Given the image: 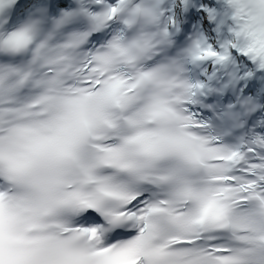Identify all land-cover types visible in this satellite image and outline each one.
<instances>
[{
	"label": "snow or ice",
	"instance_id": "obj_1",
	"mask_svg": "<svg viewBox=\"0 0 264 264\" xmlns=\"http://www.w3.org/2000/svg\"><path fill=\"white\" fill-rule=\"evenodd\" d=\"M0 264H264V0H0Z\"/></svg>",
	"mask_w": 264,
	"mask_h": 264
}]
</instances>
